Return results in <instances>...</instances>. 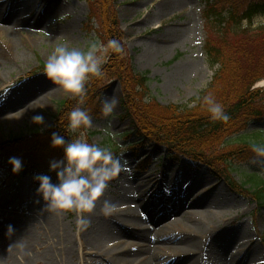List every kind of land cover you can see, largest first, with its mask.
<instances>
[{
    "label": "rangeland",
    "instance_id": "374dc122",
    "mask_svg": "<svg viewBox=\"0 0 264 264\" xmlns=\"http://www.w3.org/2000/svg\"><path fill=\"white\" fill-rule=\"evenodd\" d=\"M91 2L0 0V37L5 39V44L0 45V88L12 85L0 89V144L19 136L26 141L34 131H46L54 124L60 101L67 97L39 65L46 63L58 45L86 48L97 40L96 33L88 29ZM115 5L121 29L125 31L128 55L136 71L149 78V99L162 106L195 107L216 70L205 49L208 37L216 33V23L206 13V0H116ZM14 16L22 18L19 25L14 26L11 21ZM245 22L236 33L246 28ZM253 22L255 27L263 25L264 15L256 16ZM93 26L98 27V23L95 21ZM109 83L101 91L99 102L115 96L118 100L115 115L108 118L94 115L92 127L86 130V139L117 150L118 156L122 154L126 161V170L110 182L95 210L86 214L91 225L83 237L84 245L75 243L74 253L66 254L69 261L80 264L85 254L89 264H118L122 256L127 264H190L193 261V264H264V206H259L250 190H246L251 184L243 191L232 190L225 179L214 175L208 167L174 156L162 145L155 147L154 142H140L137 134H129L133 129L132 118L125 116L120 84ZM254 87L264 88V78ZM38 113L45 117L43 125L32 122V116ZM109 120V132L114 137L104 131ZM257 131H264V121L252 123L246 132ZM236 139L239 141L238 136ZM245 153L232 162L231 176L241 186L251 173L264 179V165L251 163L255 158L251 150ZM143 162L145 165L139 166ZM1 163L0 160V201H3L0 228L12 225L14 232L6 236L9 243L0 245V251L10 252L15 246L23 248L28 241L26 235L31 232L36 236L31 264H46L54 257L53 251L41 247L55 238L49 233L48 220L64 224L74 236L80 232L77 213L48 210L36 194L38 186L33 176L18 179ZM213 196H218L219 201ZM105 199L117 205L112 215L103 213ZM140 203L156 206V217L163 215L162 207L166 203L173 210L180 205L182 208L152 225ZM197 210H206L209 219L194 213ZM132 215L137 218L130 220ZM138 220L139 225L152 226L144 237L131 229L130 221L138 223ZM190 226L200 228L201 233L211 230L212 236L205 239L196 235L188 231ZM102 227L106 233L103 237L97 232ZM202 240L198 249L189 247L190 243ZM100 245L114 247L119 253H113V259L107 262L101 256L106 250L98 248Z\"/></svg>",
    "mask_w": 264,
    "mask_h": 264
},
{
    "label": "trees",
    "instance_id": "16d2710c",
    "mask_svg": "<svg viewBox=\"0 0 264 264\" xmlns=\"http://www.w3.org/2000/svg\"><path fill=\"white\" fill-rule=\"evenodd\" d=\"M115 2L93 0L88 29L94 31L97 40L105 44L110 39L119 40L125 54L121 56L110 52L102 65L103 75L91 77L86 83L87 95L83 107L90 111L92 117L101 115V91L109 82H119L125 116L132 118L133 129L129 134H137L140 142L153 141L155 147L165 146L174 156H184L207 166L214 175L224 178L232 190L243 191L251 184L246 190H250L259 206H264V179L260 175L249 174L250 178L242 186L231 176L234 171L232 162L237 157L246 154L253 145L264 144V131L246 132L252 123L264 121V88H254L264 78V24L252 28L253 19L264 15V0H206V13L216 23V33L208 37L205 49L212 68L216 67V70L193 108L176 104L162 106L149 99V78L145 73L136 71L128 55L125 32L121 29ZM95 21L98 27L93 26ZM243 21L248 26L241 33H236ZM41 66L44 69V65ZM208 95L224 106L230 116L228 121L211 119L204 103V97ZM76 106L77 99L65 98L60 101L50 129L43 132L36 130L26 141L19 136L7 144L1 143L2 166L12 173L8 158L18 156L23 161V171L16 176L49 174L54 180L55 174L49 172V161L62 158L63 150L50 146L51 133L56 131L66 138L73 137L67 130L68 113ZM235 136L239 141L234 140ZM24 142L26 144L18 148ZM113 152L118 155L117 150ZM140 165L143 167L145 162Z\"/></svg>",
    "mask_w": 264,
    "mask_h": 264
},
{
    "label": "clouds",
    "instance_id": "9594fccd",
    "mask_svg": "<svg viewBox=\"0 0 264 264\" xmlns=\"http://www.w3.org/2000/svg\"><path fill=\"white\" fill-rule=\"evenodd\" d=\"M244 26L247 27L246 22ZM253 26H256L255 23ZM4 44L5 39L0 37V45ZM110 52L123 56L125 49L117 39H110L106 44L94 40L86 48H69L61 44L48 56L44 65L47 78L63 89L67 99H77V106L68 113L67 130L73 137L66 138L56 131L51 133L50 146L63 150L62 158L49 161V172L55 174V180L49 174H37L33 176V182L38 185L37 196L44 201L48 210L77 213V231L90 227L91 220L86 214L95 210L97 202L110 187V182L126 170L122 154L118 156L110 147L89 143L86 139V130L93 124L90 111L83 107L87 95L86 83L91 77L103 75L102 65ZM11 86L8 85L9 88ZM204 103L212 120L226 122L230 119L224 106L212 96H205ZM117 104L115 96L105 97L101 101L102 117H114ZM31 119L37 125L45 123L44 115L39 113ZM110 125L109 120L104 131L114 137L109 132ZM251 151L255 154L251 163L264 165V144L253 145ZM7 163L13 174L18 175L23 171L20 157L10 156ZM102 210L104 215H112L117 210V205L105 199ZM13 232L12 225H8L6 234L12 235Z\"/></svg>",
    "mask_w": 264,
    "mask_h": 264
},
{
    "label": "bare ground",
    "instance_id": "6f19581e",
    "mask_svg": "<svg viewBox=\"0 0 264 264\" xmlns=\"http://www.w3.org/2000/svg\"><path fill=\"white\" fill-rule=\"evenodd\" d=\"M15 17V16H14ZM11 20L12 22H14V26L19 25L22 21H20L22 18H17L15 17ZM159 24H156V26H158ZM8 84H5L4 86H2L0 89H2L3 87H5ZM197 180V179H196ZM215 182V181H214ZM212 183V182H211ZM215 197V196H213ZM212 197V198H213ZM216 201H219V197L216 196L215 199ZM1 202L0 201V206H1ZM5 204V203H4ZM10 204V203H9ZM147 206V208H146ZM140 207L141 209H143L144 211L147 212L148 214V218L151 219V224H156V223H160L163 220V217L165 216H170L173 214L178 213V211H180V209L182 208V205L179 206V208L177 210H173L170 209L168 207V203L164 204L163 208V215L156 217V215H158V212L156 211V206L153 207H148V205H146V203H140ZM172 210V211H171ZM176 211V213L174 212ZM194 213H196L197 215H201V216H206L205 219H209V213L204 210V211H195ZM137 218L136 215H132L130 220H133V218ZM53 220L49 219L47 224L49 227H51V230H49L50 234H54L55 238L53 239L52 242L48 243L47 241L45 242L46 247L44 245H42V250H46V251H53V258H50L47 260L46 264H74L73 260L69 261V255H71L72 253H74L75 251V243L78 242L79 245H84V239L83 237L86 234V230L84 231H80L79 233H77L76 235L73 236V234L69 231V229L64 226V224H59V222L54 221L52 223ZM131 224L133 226H131V229L137 230L136 233L139 234L140 236H145L146 234H149V232L151 231V227L152 226H146L144 227L143 225H139V220L138 223H133V221H130ZM139 226V227H138ZM189 226V225H187ZM100 231L97 229V232H100V236L103 237L106 233L104 232L105 228H99ZM193 233H197L196 235H200L205 239H208L212 236V231L211 230H206V231H202L203 233H201V229L199 228V230H196V228L194 226H190V230ZM7 229L5 227L0 228V245H4L9 243V241H7ZM27 243L23 246V248H18L17 246L12 247L10 249V252H1L0 251V264H31L34 255L33 252V248H34V244L36 241V236L33 233H28L27 235ZM50 241V239H49ZM91 241V240H90ZM92 242V241H91ZM201 243L203 244V240L199 243L198 241H195L194 243H190L189 247H196V249L199 248V246L201 245ZM98 248H103L106 251H103V253L101 254V256L103 257V259L107 262H110L109 260H112V254L113 253H119L117 251V249H114V247H110V246H103L100 245ZM83 247L80 248V251L83 252ZM119 250V249H118ZM189 252V251H188ZM123 255L124 252H121ZM18 254H20V257L18 256ZM68 256H67V255ZM107 259V260H106ZM118 264H127V260L125 259L124 256L118 258ZM193 260H195V258H193ZM194 262V261H193ZM190 263V264H193ZM80 264H89L88 261L85 258V254H83L80 258Z\"/></svg>",
    "mask_w": 264,
    "mask_h": 264
}]
</instances>
